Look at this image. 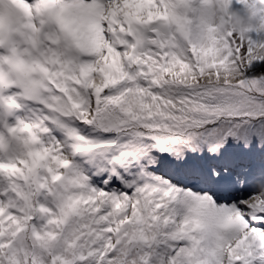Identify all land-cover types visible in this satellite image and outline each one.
Returning <instances> with one entry per match:
<instances>
[{"label":"snow or ice","instance_id":"6c2138e0","mask_svg":"<svg viewBox=\"0 0 264 264\" xmlns=\"http://www.w3.org/2000/svg\"><path fill=\"white\" fill-rule=\"evenodd\" d=\"M0 264H264V0H0Z\"/></svg>","mask_w":264,"mask_h":264}]
</instances>
